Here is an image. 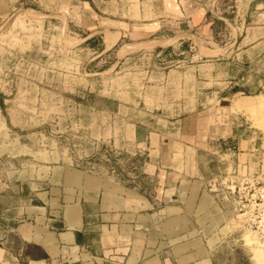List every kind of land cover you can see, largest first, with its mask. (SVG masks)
Instances as JSON below:
<instances>
[{
	"label": "rangeland",
	"instance_id": "1",
	"mask_svg": "<svg viewBox=\"0 0 264 264\" xmlns=\"http://www.w3.org/2000/svg\"><path fill=\"white\" fill-rule=\"evenodd\" d=\"M64 1L0 10V193L28 194L58 167L149 193L145 162L163 159L212 196L185 236L214 264H264L225 194L242 174L264 187V0H224L212 36L131 34L108 48L107 28L79 30Z\"/></svg>",
	"mask_w": 264,
	"mask_h": 264
},
{
	"label": "crops",
	"instance_id": "2",
	"mask_svg": "<svg viewBox=\"0 0 264 264\" xmlns=\"http://www.w3.org/2000/svg\"><path fill=\"white\" fill-rule=\"evenodd\" d=\"M223 1L65 0L63 6L79 30L107 28L103 37L117 33V41L131 34L212 36L214 23L221 21L211 12L222 16ZM17 3L22 0H0V10ZM173 167L163 159L145 162L153 181L149 193L59 167L28 194L1 192L0 264H214L202 239L184 234L195 230L187 215L199 219L212 196L199 179ZM218 230L206 236L209 246Z\"/></svg>",
	"mask_w": 264,
	"mask_h": 264
},
{
	"label": "built area",
	"instance_id": "3",
	"mask_svg": "<svg viewBox=\"0 0 264 264\" xmlns=\"http://www.w3.org/2000/svg\"><path fill=\"white\" fill-rule=\"evenodd\" d=\"M261 164L260 171H263ZM238 178V179H237ZM225 183L226 198L234 204L236 217H240L249 228L264 242V187L257 176L241 175Z\"/></svg>",
	"mask_w": 264,
	"mask_h": 264
},
{
	"label": "bare ground",
	"instance_id": "4",
	"mask_svg": "<svg viewBox=\"0 0 264 264\" xmlns=\"http://www.w3.org/2000/svg\"><path fill=\"white\" fill-rule=\"evenodd\" d=\"M116 33H106L103 37V43H104V46L107 48L109 47L111 44H113L115 41H116ZM197 45V44H196ZM197 48L201 50L200 46L197 45ZM203 52V51H202ZM201 53V52H200ZM202 54H207L206 52H203ZM246 238V237H244ZM249 239V238H248ZM247 239V240H248ZM246 241V240H245ZM249 242V240L247 241Z\"/></svg>",
	"mask_w": 264,
	"mask_h": 264
},
{
	"label": "water",
	"instance_id": "5",
	"mask_svg": "<svg viewBox=\"0 0 264 264\" xmlns=\"http://www.w3.org/2000/svg\"><path fill=\"white\" fill-rule=\"evenodd\" d=\"M214 1H216V0H213V2H214ZM211 14H212V16L215 17L216 19L223 20V18H222L221 16L217 15V14L214 13L213 11L211 12ZM195 47H197V46L195 45Z\"/></svg>",
	"mask_w": 264,
	"mask_h": 264
}]
</instances>
